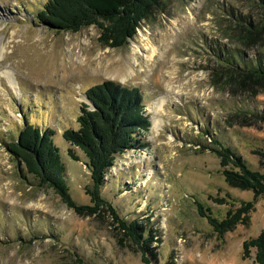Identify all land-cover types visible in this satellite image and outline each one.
<instances>
[{
	"label": "rangeland",
	"instance_id": "1",
	"mask_svg": "<svg viewBox=\"0 0 264 264\" xmlns=\"http://www.w3.org/2000/svg\"><path fill=\"white\" fill-rule=\"evenodd\" d=\"M45 1L0 0V74L13 75H0V264H145L107 211L76 214L6 149L24 117L53 128L70 196L92 205L87 158L62 132L78 128L82 104H90L86 90L106 80L141 91L150 125L139 135L143 148L115 156L100 193L120 217L139 219L145 236L152 230L151 264H258L253 248L243 258V242L264 229V196L253 201L252 191L229 186L211 148L215 141L231 147L264 173V83L228 79L222 68L237 51L249 61L264 56L263 31L250 42L238 36L244 19L264 23V5L165 0L124 46L110 48L95 26L49 29L36 17ZM153 115L163 120L158 130L150 128ZM242 201H253L248 224L223 234L198 211L200 204L220 221Z\"/></svg>",
	"mask_w": 264,
	"mask_h": 264
},
{
	"label": "trees",
	"instance_id": "2",
	"mask_svg": "<svg viewBox=\"0 0 264 264\" xmlns=\"http://www.w3.org/2000/svg\"><path fill=\"white\" fill-rule=\"evenodd\" d=\"M258 2L264 5V0ZM164 3L165 0H46L36 17L49 29L57 31L77 32L95 26L101 44L119 48L136 34L143 20L155 10L162 9ZM243 21L248 26L243 28V35H238L242 42H250L251 38L264 32V23L251 22L248 18ZM223 59L222 68L228 79L238 77L251 80V84L264 83L263 55L259 54L249 61L237 51L230 56L225 55ZM85 94L90 104H82L77 117L78 128L65 129L62 137L71 146L80 148L87 158L92 187L86 190L92 205H79L70 196L64 179L65 166L53 142V128L40 127L24 117L22 126L15 138L6 144V149L23 165L22 172L30 174L38 186L53 188L76 214L99 215L107 211L115 228L141 249L145 264H151L148 256L152 254L149 247L153 241L152 230L147 231L148 235L145 236L146 228L139 219L128 221L120 217L100 193L105 183L104 176L113 165L115 156L130 149H141L145 145L139 135L149 128L150 123L145 115L142 93L136 87H123L120 83L106 80L92 85ZM261 118L264 119L263 114ZM215 143L211 151L219 158L225 182L231 187L252 191L253 201L264 196V173L251 169L231 147L218 141ZM67 151L73 160L79 161L71 148ZM259 155L260 167L264 169V147ZM253 201H242L239 207L230 209L220 221L200 204L198 211L214 232L223 234L236 224H248ZM252 248L255 250L254 262L264 264V229L255 238L243 242V258L251 256Z\"/></svg>",
	"mask_w": 264,
	"mask_h": 264
},
{
	"label": "bare ground",
	"instance_id": "3",
	"mask_svg": "<svg viewBox=\"0 0 264 264\" xmlns=\"http://www.w3.org/2000/svg\"><path fill=\"white\" fill-rule=\"evenodd\" d=\"M1 50H3V48L1 47V49H0V57L2 56V54H1ZM152 53L154 54L155 52H156V49L154 48V47H152ZM151 57H152V54L150 55ZM151 57H149L148 58V56L146 57V60H149V59H151ZM158 65V64H157ZM2 75H4L8 80H10V77L11 76H13L12 74H11V71H9V70H7V69H5V70H3L2 72ZM1 75V74H0ZM1 75V76H2ZM4 78V77H3ZM11 81V80H10ZM169 82H170V79H169ZM10 84V83H9ZM168 86V85H167ZM170 89L171 90H173L172 89V87H170ZM160 102V103H159ZM158 103V109H161V107L164 105V102H165V99L164 98H162V100L161 101H159ZM158 111V110H157ZM150 120H151V127L150 128H152V129H156V130H158L160 127H162V125H163V120L161 119V118H159V117H157L156 115H153L151 118H150ZM168 139L169 140H171L172 139V135H170L169 134V137H168ZM168 141V140H167ZM167 143H170V142H167Z\"/></svg>",
	"mask_w": 264,
	"mask_h": 264
}]
</instances>
